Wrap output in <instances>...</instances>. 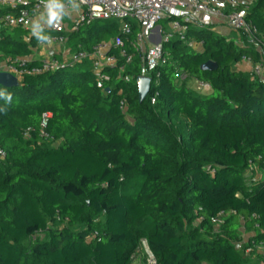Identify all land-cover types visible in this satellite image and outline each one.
Segmentation results:
<instances>
[{"label": "trees", "instance_id": "obj_1", "mask_svg": "<svg viewBox=\"0 0 264 264\" xmlns=\"http://www.w3.org/2000/svg\"><path fill=\"white\" fill-rule=\"evenodd\" d=\"M247 20L264 34V0ZM118 34L116 20H96L71 38L89 48ZM24 36L0 30V64L33 54L37 40ZM188 38L202 49L165 45L155 104L139 99L137 54L130 83L113 71L99 88L83 63L0 86L13 96L0 112V264H131L143 239L157 264H246L255 253L264 264V80L236 69L261 55L246 35ZM208 61L217 69L203 70ZM177 69L211 91L179 84Z\"/></svg>", "mask_w": 264, "mask_h": 264}, {"label": "built area", "instance_id": "obj_2", "mask_svg": "<svg viewBox=\"0 0 264 264\" xmlns=\"http://www.w3.org/2000/svg\"><path fill=\"white\" fill-rule=\"evenodd\" d=\"M77 2L80 7L65 17L59 26L46 28V33L52 38L51 45L37 41L33 53L40 48L51 51L48 56L39 59V65L27 68V64L36 59L32 56L17 57L1 63L0 71L13 74L21 82L27 74L55 72L69 66L88 63L97 86L104 88L105 84L112 79L113 71H115V78L125 83L133 80V76L126 72L133 62L134 55L137 54L139 56L138 76L152 78L147 97L151 104H155L159 95V92L155 90L159 85L158 68L169 60L165 45L179 40L202 49L203 41L189 40L190 30L194 28L215 30L218 24L224 23L230 30L237 33L240 39L242 35H246L259 51L261 59L255 63L251 73L264 80V34L258 32L256 27L247 20L248 8L252 2L245 3L242 0H77ZM41 10L40 0H0V25L10 30H24V40L31 42L34 38L31 34V20ZM96 20L119 21V34L109 40L94 43L89 48L75 39L76 43H71L73 34ZM160 22L163 24H159ZM242 60L251 61V58L243 57ZM176 72L179 84L190 80L197 85L198 91L205 93L211 91L208 83L190 79L189 75L180 69ZM120 108L127 111L126 98L120 101ZM45 124L44 119L42 125ZM41 136L54 141L55 146L59 145V141L55 140L54 136L43 130ZM4 156L5 152L0 150V157ZM223 215V212L219 213L212 222L215 225L220 224ZM240 247L239 244L238 248ZM141 248L144 254H147V258L144 260L141 258L137 264H157L145 239L141 240ZM257 249L264 255V245L258 246ZM250 252L251 249L247 248L246 253Z\"/></svg>", "mask_w": 264, "mask_h": 264}, {"label": "clouds", "instance_id": "obj_3", "mask_svg": "<svg viewBox=\"0 0 264 264\" xmlns=\"http://www.w3.org/2000/svg\"><path fill=\"white\" fill-rule=\"evenodd\" d=\"M41 11L31 20V34L41 44L51 45L52 38L46 28H54L61 24L65 17L80 7L77 0H40ZM0 112L6 114L7 106L11 105L13 96L6 89H0Z\"/></svg>", "mask_w": 264, "mask_h": 264}, {"label": "water", "instance_id": "obj_4", "mask_svg": "<svg viewBox=\"0 0 264 264\" xmlns=\"http://www.w3.org/2000/svg\"><path fill=\"white\" fill-rule=\"evenodd\" d=\"M157 30H159V27H157ZM159 40L160 38L158 39V41ZM217 67V64L213 61H208L202 65L203 70H216ZM151 81V77L144 76H138L136 79L139 99L141 102H143L147 98L150 92ZM0 86L4 88H15L20 86V82L18 81L17 77L13 74L5 71H0ZM107 90L109 91L110 89L107 88Z\"/></svg>", "mask_w": 264, "mask_h": 264}, {"label": "crops", "instance_id": "obj_5", "mask_svg": "<svg viewBox=\"0 0 264 264\" xmlns=\"http://www.w3.org/2000/svg\"><path fill=\"white\" fill-rule=\"evenodd\" d=\"M244 1L245 3H251L253 2L254 0H242ZM215 30L221 34V35H224V36H227L229 38H234L236 39V33L232 30H230L224 23L222 24H218L215 28ZM233 33V34H232ZM235 34V35H234ZM196 50H200L201 48L199 46H196L194 45L193 46ZM40 50V51H39ZM39 50H37L35 53H33L31 56L34 58V59H42L46 56H48L51 51L49 50H45L43 48H40ZM255 66V63L251 60V61H244V60H241V62H239L238 64H236V69L237 70H243V71H248V72H251L253 70Z\"/></svg>", "mask_w": 264, "mask_h": 264}, {"label": "rangeland", "instance_id": "obj_6", "mask_svg": "<svg viewBox=\"0 0 264 264\" xmlns=\"http://www.w3.org/2000/svg\"><path fill=\"white\" fill-rule=\"evenodd\" d=\"M117 23H118V26H119V24H120V22L119 21H117ZM159 24H163V22H160ZM2 29V25H0V30ZM233 34V33H232ZM235 35V34H234ZM236 37H237V35H236ZM71 43H73V44H75L76 43V41L75 40H71ZM40 51V50H39ZM85 67H88V66H85ZM79 67H69L68 68V70L69 71H75V70H77ZM192 88H194V89H196L197 88V85H194V83H192L191 81L188 83ZM197 90V89H196ZM201 94H203V95H205V94H207V93H205V92H202V91H199ZM181 124L184 126L185 124H186V121L185 120H181ZM262 177H264V175H262L261 173H259V172H257V177H256V175H255V178H262ZM241 235H242V237L244 238V240L246 241L247 240V237H248V233L244 230V229H242L241 230ZM258 251V253H260V254H262V251L261 250H259V249H257ZM141 252H140V254H138V257L136 258V260H134V262H132L131 264H137L138 263V261L142 258V260H144V259H146L147 258V254H144V252H143V249L141 248V250H140ZM256 253L255 254H253L252 256H248V258H247V262H246V264H261V262H259L258 261V258L256 257ZM204 264H206V263H204Z\"/></svg>", "mask_w": 264, "mask_h": 264}]
</instances>
